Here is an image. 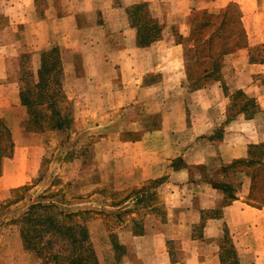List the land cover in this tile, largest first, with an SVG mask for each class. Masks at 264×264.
Here are the masks:
<instances>
[{
    "label": "crops",
    "instance_id": "0c3cea01",
    "mask_svg": "<svg viewBox=\"0 0 264 264\" xmlns=\"http://www.w3.org/2000/svg\"><path fill=\"white\" fill-rule=\"evenodd\" d=\"M37 1L0 0L8 20L5 26L0 25V30L5 28L13 33L11 38L0 41V114L13 131L17 129L26 136L31 134L25 129L21 84L15 76L23 53L40 55L57 48L63 63L66 94L70 98L93 96L95 108L93 103L84 104L89 110L104 112L116 106L123 108L130 103H140L150 105L151 112L159 113L157 106L166 104L164 97L174 96L176 100H170L173 106L163 109V120L156 127L181 130L192 125L199 134L209 135V141L205 146L194 148L189 158L184 157L186 163L169 171L171 181L179 182L177 196L184 199L179 205L185 207L184 213L176 215L171 222L177 235L147 228L141 233L126 232L127 242L135 245V264H223L225 228L229 231L230 226L235 231L241 228L230 235L238 256L245 252L256 256L257 264H264V203L254 205L239 195L223 206L219 214L205 217V211L222 206V192L210 178L193 176L190 169L191 165H207L208 160H212L213 167L207 172L211 177L221 173L223 165L247 157L252 143L264 142V0H48L42 9ZM138 2L150 3L165 22L179 23L182 39L169 41L162 37L140 45L137 28L130 24L126 14L127 7ZM230 3L238 5L249 36L247 46L232 53L240 54L239 62L244 64L239 66L242 72L237 71V76L242 74L237 87L254 99L259 110L255 115L239 114L232 118L228 117L227 108L219 109L224 99L219 81L207 82L198 88L191 87L189 82L195 47L190 39L192 11L200 9L221 14ZM260 48L256 54L255 50ZM71 81L85 83L87 90L70 91ZM101 81H108L106 88ZM185 93L195 94L193 104L188 102ZM101 95L105 97L99 101ZM224 122L227 123L225 135L212 137ZM152 138L121 140L123 144L131 143L136 147L148 142L144 145L147 149L141 152L121 153L122 160L137 161L133 173L139 179L161 175L160 161L164 157L154 150ZM39 148L34 143L17 142L13 155L3 159L0 200L5 198L8 189L28 184L37 176L41 165ZM165 148L166 158L182 156L178 140L169 141ZM172 202L175 204L176 200ZM229 215H232V223ZM221 221L225 225L220 230ZM200 223L202 232L193 234ZM175 236L193 242L204 240L211 244V251L185 248L187 252L176 259L168 244ZM254 244L257 247L253 249Z\"/></svg>",
    "mask_w": 264,
    "mask_h": 264
},
{
    "label": "rangeland",
    "instance_id": "374dc122",
    "mask_svg": "<svg viewBox=\"0 0 264 264\" xmlns=\"http://www.w3.org/2000/svg\"><path fill=\"white\" fill-rule=\"evenodd\" d=\"M47 3H49L48 0L37 1L39 9L45 7ZM230 5L231 3L227 7ZM231 6L232 14L228 26L217 27L211 25L205 17L198 18L196 27L199 31H196L195 36L201 45L202 54L201 58L197 59L199 64L193 58L191 67L199 74H202L201 71L204 68H214L215 66L219 71L213 72L211 78L205 79L195 75L189 81L193 88L203 87L207 82L210 83L214 80L219 81L224 91V99L221 101L219 109L226 110L227 108L229 118L239 114L255 115L259 112L255 101L248 102L242 94V88L237 87L242 75L240 73V76H237V71L242 72L244 64L239 62L240 54L232 53L240 48L233 52L224 51L225 47L231 45L233 41L227 36L232 32L241 33L239 8L236 5ZM148 8L164 25L162 37L169 41L179 40L180 36L183 37L179 23L165 22L150 3ZM2 9L0 7V25L3 27L8 23V20ZM126 14L128 16L127 9ZM128 20L131 22L129 17ZM138 23L144 28L151 25L147 16ZM4 29L0 30V41L7 40L13 35L11 31L8 32ZM242 33V36L238 35V40L241 44L246 41L248 44V34L243 31ZM222 44L225 47L218 53V48ZM259 51L261 48L255 50V53L258 54ZM42 54L23 53L15 72V76L19 78L30 101L28 105L23 103L21 98L26 113L25 129L31 134L26 136L17 129L13 131V128L9 127L15 144L27 142L40 147L38 151L41 155V165L37 176L30 183L8 189L4 193L5 198L0 200V264H56L61 263L62 260L66 261L65 258H52L49 255V248L42 252L28 248L23 238L24 227L41 223L39 220L47 223L50 217L59 215V211H63L62 222L64 224L84 225L89 234L86 248L80 251L69 239H63L62 234L54 232L49 236L54 242L56 241L55 250L61 251L64 257L67 256L68 261L71 259L69 257L78 254V257H81L79 255L83 256L78 259L80 264H135V245L127 242L126 232L134 230L141 233L147 228L177 235L176 227H173L175 225L171 222L176 215L184 213L185 207L179 206L184 199L177 196L176 189L179 187V182L171 181L169 171L173 167L186 163L185 158L191 156L194 148L205 146L209 141V135L199 134L198 129L193 128L192 125L181 130L158 129L159 127H156L163 120L161 113L163 109H167L169 105L173 106L170 100L171 98H173L172 101L176 100L174 96L164 97V104H166L157 106L160 107L159 113L151 112L150 105L145 106L140 103H130L123 108L116 106L110 111L104 112L89 110L90 107L85 108L84 104L93 103V108H95L93 96L70 98L66 94L63 63L62 71L58 75L59 80L57 79L55 74L59 64L52 63L57 58V53V55L54 54L53 57L48 58L47 65L39 77L41 66L39 60L42 61ZM71 82L68 85V88L70 86L72 88L69 89L70 91L87 90L85 83ZM101 83L105 88L108 85V81H101ZM55 91H58V95L51 96ZM194 95L185 93L190 104L194 103ZM104 97L105 95H101L98 100L101 101ZM246 102H248V107H242ZM54 108L58 111L51 110ZM0 116L3 117L1 114ZM3 118L8 123L7 119ZM60 124H64L63 127H58ZM226 124L224 122L223 126L217 127L216 134H212V137L224 136L227 131ZM151 137L154 139L152 140L154 150L164 157L160 161L161 175L145 176L144 179H139L133 173L137 161L132 159H128V162L124 161L121 153L141 152L147 149V146L144 145H148V142L136 147L131 143L123 144L121 140L133 142L144 139L148 141ZM157 138L160 139L156 140ZM171 140L179 141L182 156L166 158L168 154L165 152V144ZM252 144H264V142ZM208 161L207 165H191L192 175L200 176V178L208 177L212 183L223 180L225 172L222 169L219 174L211 177L207 175L209 167H213L212 160ZM252 172L251 170L249 172L238 171L231 178V182L238 186V196L243 195L250 203L260 205L263 203L254 200L251 196ZM263 189L264 177L260 175L256 182V190L263 191ZM221 192L222 206H217L211 211L208 210L204 214L205 217L219 214L224 209L221 210L226 205L224 204L225 194L222 190ZM256 195L259 194L256 192ZM173 199L176 200V205L172 202ZM36 203H41L43 206L32 209V205ZM51 203H55L57 208L51 207V205L44 206ZM30 209H32V214L28 212ZM232 221V215H229V222L232 223ZM220 223L218 226L221 230L225 223L223 221ZM229 228V231L226 228L225 231L228 232L231 240V236L241 228L236 231L233 226ZM202 230L203 225L200 223L194 229L193 234L198 235ZM74 231L83 237L82 228L79 230L76 228ZM168 244L173 249L176 259L181 258L183 253L187 252L186 249L202 250L209 253L212 248L211 244L204 240L193 242L178 236L169 240ZM255 247H257L256 244L253 245V249ZM242 254L243 256L239 254L240 264H257L256 256L247 255L245 252ZM227 264H235L232 257L228 259Z\"/></svg>",
    "mask_w": 264,
    "mask_h": 264
},
{
    "label": "trees",
    "instance_id": "16d2710c",
    "mask_svg": "<svg viewBox=\"0 0 264 264\" xmlns=\"http://www.w3.org/2000/svg\"><path fill=\"white\" fill-rule=\"evenodd\" d=\"M231 5H236L238 7L236 3H231ZM231 5L225 8V10H223L221 14H214V13H210L207 10H200V9H195L193 11L191 15L192 32H191L190 39L194 41L195 43V47L193 49L194 52L192 53V58L196 59V63L199 64L197 59H200L201 54H202L201 45L198 41L197 36H195L196 31H199L196 27L198 23L197 22L198 18L205 17L211 23V25H215L217 27L228 26L230 17L232 14ZM148 7H149V3L147 2H139V3H135L127 7L128 17L131 21L130 23L132 26H135L137 28V41L140 45H148L152 43L153 41L161 38L162 31L164 28L163 27L164 25L157 20V18L153 15V12L151 11V9ZM146 16L149 18L151 25L148 26L147 28L146 27L144 28V26L139 24L138 22L142 20L143 17H146ZM239 23H240L241 33L237 34L236 32H232L230 35H228L227 37L228 38L230 37V39L232 38L233 40L232 44L228 45V47H225V45L222 44L218 48L219 49L218 53L220 52V49H224V47H225L224 51L233 52L247 45V41L244 44L243 43L241 44L240 41L238 40V35L242 36L243 34L242 31L245 32L246 34V31L244 29V26L241 20L240 9H239ZM201 24H202V20H201ZM181 39L182 37L180 36L179 40ZM56 53L58 54V56L57 58L54 59L55 61H53L52 63L54 65L56 62L59 64V68L57 69L56 74H55L57 76V79L59 80L58 75L62 71V60H61V56L57 48H53L42 54L43 56H42V61L40 64L41 66L39 68V73H40L39 77L42 75V71L44 70V67H46L47 65L48 58L53 57L54 54ZM217 70L219 71L218 67L216 66L214 68H204L201 71L202 74H199V73H196L195 70H193L192 67L190 66L192 78L195 75H199V77L201 76V78L208 79V78L213 77L212 76L213 72ZM23 88L24 87L21 85L22 101L23 103L29 105L30 101L27 98L25 89ZM242 94L245 96L248 102L254 101V99L247 97L244 92H242ZM52 95H58V91L53 92L51 96ZM248 102H246L245 105L242 107H248ZM51 110L58 111V109L56 108L51 109ZM63 125L64 124H60L58 127H63ZM14 148H15V141H14L11 129L8 123L6 122V120L0 116V175L2 173L3 159L7 156H12L14 152ZM250 170L251 172L253 171L251 173V179L253 180L251 196L254 200L259 201L260 203H264V189L263 191L256 190V182L259 176L263 175L264 177V144H252L250 145L248 156L245 158L235 159L232 162L225 164L222 168V171L225 172L224 179L219 182L213 183L215 187L220 188L224 192L225 194L224 204H228L232 202L234 199L238 198V194H237L238 186L234 185V183L231 182V178L233 177V175L237 173L238 171H245V172L248 171L249 172ZM256 192L259 195H256ZM49 205H51V207L57 208V205L55 203L45 204L44 206L48 207ZM42 206L43 205L41 203H38V204L36 203L32 205L33 207L32 209H34V207L37 208V207H42ZM32 209L28 211L30 214H32ZM62 212L63 211H59V215H53L54 217H50L47 220V223L43 222V220H39L41 223H35L32 226L24 227L23 238H24L25 244L28 248L35 250L37 252L39 251L42 252L44 249L49 248L50 249L49 255L52 256V258L53 257L65 258L66 261H63L61 259L62 260L61 263H56V264H67V262L68 264H80L78 262V259L83 257L82 255H79L81 257H78V254L73 255L72 257H69L71 259L68 261L67 256L64 257L61 251L55 250V247H57L56 241L54 242L52 237H49L54 232L56 234H62L64 236L63 239L65 240L69 239L74 245L78 247L77 249H79V251L83 248L84 249L86 248L87 242H89L88 241L89 234H88L87 228L84 225L81 226L80 224H68V225L64 224L62 222ZM206 212L207 211H205V213ZM76 228L78 230L79 228L83 229V237L78 235L76 233L77 231H74V229ZM223 248H224L223 254H222L223 264H227V261L230 257L233 258V262L235 264H240V261H239L240 259H239L237 250L232 240H230V237L228 236V232H226V236H225L224 243H223Z\"/></svg>",
    "mask_w": 264,
    "mask_h": 264
}]
</instances>
